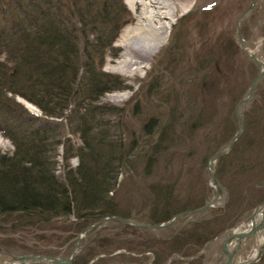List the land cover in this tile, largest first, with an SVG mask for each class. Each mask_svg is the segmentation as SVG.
<instances>
[{"label": "trees", "instance_id": "1", "mask_svg": "<svg viewBox=\"0 0 264 264\" xmlns=\"http://www.w3.org/2000/svg\"><path fill=\"white\" fill-rule=\"evenodd\" d=\"M130 22L132 19L122 0H0V136L13 146L12 154L0 153V230L36 233L34 237L41 242L55 241L57 247L64 246L63 255L72 247L77 234L98 219L106 215L132 219L131 207L121 208L110 196L125 164L131 165L132 158H146L142 179L155 180L158 176L153 170L157 169L159 160L180 143V135L174 131L182 118L175 113L177 104H181L177 94L172 103L164 100L167 105H176L174 110L169 105L171 113L164 127L155 117L143 123V136L158 134L143 155H135L140 150L139 139L133 136L126 143L105 121L121 115L125 109L97 105L101 95L118 89L121 84L116 77L103 73L102 67L108 50L111 56L117 55L112 45L120 30ZM219 50L211 58L213 54L204 48L194 55L190 64L196 70L192 79H196L194 91L201 103L217 92V87L211 86L220 85L217 69L223 72L227 58L240 54L231 40ZM170 67L172 85L164 89L166 93L171 92L176 82L188 80L185 73L181 76L173 71L176 67ZM230 83L227 79L224 82L226 96L230 94ZM154 84L150 85L149 93L160 89ZM188 88L187 94L191 93ZM226 96L223 91V97ZM15 98L39 109L41 116L30 114ZM250 102L249 110L241 116L244 133L229 155L216 159L215 176L226 187L228 197L222 207L207 210L211 218H193L172 233L169 231L172 227L145 230L120 221H106L105 224L116 223L121 234H133L137 239L100 238L96 229L104 226L87 231L74 264H88L99 254H110L121 247L117 242L127 244L131 250L143 248L141 252L151 253L144 264L202 263V257L187 259L248 217L264 201V108L260 104L263 100L252 98ZM201 107H197L195 119L187 120L190 133L206 124L203 122L209 112ZM133 108L135 112L138 105L134 104ZM225 122L227 139L214 146L208 143L206 158L237 133L236 121L230 122L225 117ZM66 130L78 135L80 146L72 145L68 139L62 140ZM59 145L63 147L62 159L66 163L60 175L56 173ZM72 157L78 161L75 168L68 166ZM164 181L160 178L144 184L143 191L150 192L154 200L140 218L146 225L167 223L179 213L200 209L210 199L206 190L201 189L198 197L194 195L178 202L172 198L176 181L167 184ZM193 216L197 215H190ZM52 230L58 233H52L47 239L45 233ZM167 231L170 235L164 234ZM34 248L32 252L36 254L53 257L59 253L54 248ZM118 257L117 260L98 258L91 264H133L135 261L134 257L123 254Z\"/></svg>", "mask_w": 264, "mask_h": 264}, {"label": "rangeland", "instance_id": "2", "mask_svg": "<svg viewBox=\"0 0 264 264\" xmlns=\"http://www.w3.org/2000/svg\"><path fill=\"white\" fill-rule=\"evenodd\" d=\"M129 1L130 0H122V3L125 6V9L128 10L132 19L135 18L136 14H138L139 9H131L128 4ZM250 2L251 0H192L191 7L188 8L185 13L178 14L176 18L172 20V24L170 26L171 29L168 30L166 37L167 40L152 57L151 62L147 63L144 68L140 69L139 73L137 72V75L135 76H128L122 73L112 72L111 68L116 64L115 61L121 53V47L118 45V43L123 36V33L129 27L134 25L136 19H132V22L124 26L114 41L112 48L117 50V55L114 57L111 56L109 50L106 52L107 55L104 59L102 72L116 77L119 82L121 81L123 87L120 84L116 87L118 89L101 95L98 99L97 105H111L119 109H125V112L121 113V115L111 116L105 121L107 122V125L112 128V131L117 132V135L123 137V141L126 143L132 141L131 139H133V136L139 139L138 147L140 150L137 151L135 155L138 153L143 155L148 148L147 145L151 142H154V140L158 137V134L156 133H154V135L151 137L143 136V123L145 124L150 118L155 117L159 122V125L164 127V124H166L168 116L171 113L169 105L173 110L176 106H173V104L169 103V105H167L164 103V100L169 99V102L172 103L174 102V94H177V96L180 97L178 102L181 104H177L178 107L176 108L175 113L177 116H182V118L177 121L174 129V131L176 130V132L180 135V143L177 142L178 144H176V148L172 149L170 151L171 153L169 152L170 154L161 158L159 160L157 169L153 170V173L158 176L155 180L163 178L166 184L176 181L172 198L178 202L182 203L190 196L195 195L194 197H198V193L201 192V189H205L206 194H209L210 199L208 203L215 198V186H213L211 183L207 170V162L209 160V158H206V152L208 151L207 146L209 144L212 146L217 145L227 139V132L224 131V124H226L225 117L230 118V122H232V120L236 121L234 114L235 105L238 103L239 99H241L246 94L250 82L256 75H258L259 72L258 67L255 66L253 61L250 60L249 57H246L238 47L237 36L235 33V22L239 17V14L244 11ZM194 3L195 5L192 6ZM256 3L257 4L255 5V8L249 12L240 23V36H242L243 45L250 50H255L256 54L260 56L264 62V43L258 45L259 41L264 37V0H260V2L257 1ZM206 23H208V25ZM229 40L236 44V46L239 48L240 54H236V56L227 58L224 64L225 66L223 72L218 71L217 69V77L218 80H220V85L218 83L216 85L211 84V86H214L215 88L217 87V92L211 97H206L205 102H202V104L201 101L196 98V91H194L196 79H192L194 73H196V70L190 64L193 62L194 55L198 54L200 51H204V48H207V50L209 49L210 53L213 54L210 57L214 58V54L217 53L220 46H223L224 43ZM170 66H172V68H177L173 69L175 73L181 76H185L186 74L185 77H187L188 80L186 82L181 80L176 82L175 86L171 90L172 93H166L164 89H168V87L172 85L171 76L168 72V69H171ZM187 66H191L190 69ZM186 70L190 71L186 73ZM226 79L232 82L230 83L231 85L228 89L230 94L227 96V87H224V82ZM152 83H155L154 86L156 85L160 89L158 91L156 90L157 92L152 90V92L149 93L148 90L150 89V85H152ZM188 87L191 88V93L187 94L186 89ZM223 91L226 98L223 97ZM255 91L251 97V100L252 98H258L260 101L263 100V102L260 104L261 107L264 108V80L259 84ZM177 92L181 93V95ZM218 93L222 95H218ZM119 96L123 97L119 98ZM15 99L20 102L24 109H26L30 114L34 116H41L39 109L33 107L31 104L20 98ZM234 100H237L236 103L233 102ZM250 101L240 109L241 116L249 110L251 103ZM134 104L138 105V109L135 112H133ZM198 106H202L201 108L205 112H209L207 113L206 121L203 122L206 124L197 129V131H191L190 133L187 128V120L195 119L196 116H198ZM213 112L215 114L218 112L216 114V119H214ZM192 122L193 121L190 123ZM238 129L239 125L237 122V133ZM156 130L159 131V128ZM187 136L190 138L186 140ZM232 137H230L229 140ZM178 138L179 137H177V139ZM64 139L70 140L71 144L74 146H80L81 144V139H79L78 135L71 134L67 130L65 137H63L62 140L64 141ZM6 141L9 143V145H0V153L12 154L13 146L8 140ZM228 142L227 144L221 146L219 150L226 151L228 148ZM57 151L58 157L56 158V173L60 175L63 168L66 166L65 161L62 159L64 152L62 145H59ZM132 159L133 163H131V165L125 164L127 169L124 167L119 173L117 178L118 181L114 189L115 192L113 194L110 193V196H112L113 199L118 202L121 208H126L128 206L131 207L130 212L132 219L129 221L135 224H146L142 222L140 218H143L142 216L147 213L154 200L150 192L143 191V187L145 186L144 184L149 185L154 183L155 180L147 178L145 182L142 179L146 158L139 157L138 159ZM77 165V159L75 157L70 158L68 162L69 168H75ZM211 165L214 168L215 174L216 160L212 161ZM217 182L220 186H223L218 180ZM223 187L226 189L225 186ZM227 195L228 192H223L222 190L219 191L218 199L214 203V207L211 209L222 207V205L226 203L228 197ZM211 209L209 211H211ZM211 216V213L206 211L204 213L202 212L201 214H198L197 216L190 217L185 221H183L182 218H179L174 224L169 226L172 227V229L169 231L172 233V230L180 228V226L186 222H190V220H193V218L200 220L209 219ZM102 226L104 227L96 229V233L100 238L106 236H112V238H115L116 236H120L118 237V240L122 241H127V239H137V236L133 234H121L120 230L116 228V223H106ZM55 232L58 233V231L53 230L46 232L45 237L49 239L52 233L55 234ZM170 233L168 231L164 232L165 235H170ZM34 235L37 234L32 232L26 233L23 230L15 233H12L6 229L0 230L1 257L7 259L8 257L6 255L10 254L13 256L32 254V249H35V246L38 248V250H52L53 248L57 249L59 250V253L56 257H67L74 248L73 244L72 247L67 250V253L62 255L61 252L63 248H65L64 246L63 248L57 247L54 245L56 243L55 241H52V243H48L47 240L41 242L37 237H34ZM86 236L87 235H85L84 238ZM224 236L225 235L222 234L212 239L213 242L209 244L205 250H203L202 254L200 256H196L202 257V263L197 262L196 264H218L221 262L222 257L220 256V253L222 251L221 245L223 243ZM257 238V241L260 239L263 240L260 244V248L264 249V234H260ZM4 243H6V245H4ZM117 245H120L121 247L115 250L113 249V252L108 255H97L96 259H93L88 264L93 263L98 258H103L104 260L107 258H116L117 260V258H119L118 256L121 254L127 257H134L135 261L133 264H144L145 258H149L151 256V253L144 251L141 252L143 248H139L137 251H135L129 249V247L126 246L127 244L124 245L120 244V242H117ZM241 249L242 250L235 258L236 263L240 260L249 259L254 253L255 249H257L256 254L258 252V248L253 242L252 238L244 240ZM30 251L32 253H30ZM196 257L192 256V258H188L187 261H191ZM0 263H2V260H0ZM252 264H264V250L261 252L256 262Z\"/></svg>", "mask_w": 264, "mask_h": 264}, {"label": "water", "instance_id": "3", "mask_svg": "<svg viewBox=\"0 0 264 264\" xmlns=\"http://www.w3.org/2000/svg\"><path fill=\"white\" fill-rule=\"evenodd\" d=\"M257 1L260 2V0H251L250 4L244 9V11H242L239 14V17L237 18L235 22V25H236L235 33L237 36V45L240 48V50L245 54V56L249 57V59L253 61L255 66L258 67L259 72H258V75H256L254 79L250 82L248 86V91L246 92V94L241 99H239L238 103L235 105L234 114H235V119L239 125L238 133H236L229 140L228 148L226 151H223V150L216 151L215 153H213V155L209 157V160L207 162L208 174L210 176L211 183L213 184V186H215V190H216L215 198L211 200V202L200 207V209H195V210H190L187 212L179 213V215H175L174 217L169 219V222L160 223L158 225H151V224L146 225V224H138V223L135 224L129 221L128 219L125 220L117 216L114 217V216L106 215L105 217H102L98 219L97 221H95L93 225L88 226L86 230H84V232H80L77 234V237L75 238L74 248L71 251L70 255L67 257L65 256L64 257H56V256L50 257L44 254L41 255V254L32 253V254H24L21 256H13L10 254V255H6L8 257L6 259V258L1 257L0 255V260H2V263L0 264H74V261L76 258L75 256L80 248L79 246L80 242L85 236L84 234L87 231H92V230H95V228H99L100 226L104 225L106 221H115V222L120 221L121 223L128 225L130 227L136 228V229L140 228V229H145V230H148V229L159 230V229L168 228L169 226L174 224L179 218H182V220L185 221L188 217H190V215H198L214 207V203L218 199V192L221 190L223 192H227V191L223 186H220L219 183L217 182L216 176L214 174V168L211 165V163L212 161L216 160L220 156L228 155V153H230L233 146L235 145V142L243 134L244 122L242 121V118H241L240 109L244 105L249 103L254 91L256 90V86L258 82L260 80H264L263 60L260 58V56L256 54L255 50H250L243 45L242 36H240V26H241L240 23L245 18V16H247L248 13L251 12L255 8ZM262 43H264V37L259 41L258 45ZM223 234L225 236L223 238L224 240L221 245L222 251L220 253L222 260L218 264H236L235 258L237 257L238 253L242 250L241 248L244 243V240L248 238H252L253 242L256 243L258 239L257 237L260 234H264V201L256 205L252 213L247 218H244L243 221L234 225L231 229L224 231ZM207 246L208 244H206L202 248V251L196 254L194 257L200 256L203 250L207 248ZM263 250L264 249L259 247L256 257L253 258V260H249L248 264H252L256 262L257 258L260 256Z\"/></svg>", "mask_w": 264, "mask_h": 264}, {"label": "bare ground", "instance_id": "4", "mask_svg": "<svg viewBox=\"0 0 264 264\" xmlns=\"http://www.w3.org/2000/svg\"><path fill=\"white\" fill-rule=\"evenodd\" d=\"M191 3L192 0H130L129 7L139 9V12L132 18L136 19L134 25L123 33L118 43L121 53L118 54L111 71L128 76L137 75L140 69L151 62L152 57L167 40L172 20L178 14L185 13L191 7ZM0 145L5 146L9 143L0 136ZM262 241L260 239L255 243L258 250ZM256 251L257 249L249 259L240 260L237 264H248L249 260L256 257Z\"/></svg>", "mask_w": 264, "mask_h": 264}, {"label": "flooded vegetation", "instance_id": "5", "mask_svg": "<svg viewBox=\"0 0 264 264\" xmlns=\"http://www.w3.org/2000/svg\"><path fill=\"white\" fill-rule=\"evenodd\" d=\"M237 264V263H236Z\"/></svg>", "mask_w": 264, "mask_h": 264}]
</instances>
